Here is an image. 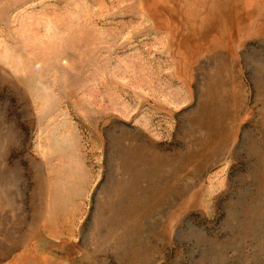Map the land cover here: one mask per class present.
Listing matches in <instances>:
<instances>
[{"label":"rangeland","instance_id":"obj_1","mask_svg":"<svg viewBox=\"0 0 264 264\" xmlns=\"http://www.w3.org/2000/svg\"><path fill=\"white\" fill-rule=\"evenodd\" d=\"M0 264H264V0H0Z\"/></svg>","mask_w":264,"mask_h":264}]
</instances>
